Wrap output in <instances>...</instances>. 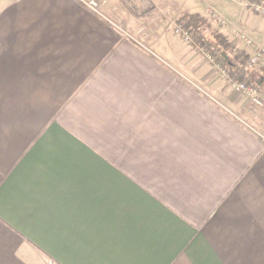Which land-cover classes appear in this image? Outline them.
I'll list each match as a JSON object with an SVG mask.
<instances>
[{
  "label": "crops",
  "instance_id": "crops-1",
  "mask_svg": "<svg viewBox=\"0 0 264 264\" xmlns=\"http://www.w3.org/2000/svg\"><path fill=\"white\" fill-rule=\"evenodd\" d=\"M87 1L0 0V264H264L262 126L164 31L211 7L251 55L264 18Z\"/></svg>",
  "mask_w": 264,
  "mask_h": 264
},
{
  "label": "rangeland",
  "instance_id": "rangeland-1",
  "mask_svg": "<svg viewBox=\"0 0 264 264\" xmlns=\"http://www.w3.org/2000/svg\"><path fill=\"white\" fill-rule=\"evenodd\" d=\"M167 2H169V4L171 5L170 7H173L175 9L174 16L178 17L179 14H182V12H186L188 9L187 6H183V2L182 0H167ZM247 2V1H245ZM150 4H147L146 6H142L143 4H136L135 2H131L129 5V8L133 11L136 12H142L143 10H147L150 9L154 4L149 1ZM244 2H240V4H243ZM140 7V8H139ZM242 9H248L246 6L241 7ZM214 8L209 7L208 10L206 11V15L207 17L200 15L201 17H204L207 20V25L204 28V35L208 38V39H212L214 34H221L223 36H225L229 42L232 44V46L235 48L236 52L239 51H244L243 50V46H241V44H239L238 42H232V40L225 34L224 32V28L227 26H223L220 25L219 23H217L215 21V19L213 18V14L211 12V10ZM176 10H181L182 12H180L179 14ZM184 10V11H183ZM186 10V11H185ZM248 11L253 14L256 17H259L257 15H255L254 13H252L249 9ZM193 12V11H192ZM170 11V17H173ZM189 14V13H188ZM194 14V13H192ZM197 14V13H195ZM161 16H163L164 19L162 20H166V18L168 17V13L162 11L161 12ZM181 18V17H180ZM226 18V17H225ZM260 18H264V17H260ZM179 19V17L177 18ZM227 19V18H226ZM230 25V20L227 19ZM168 29L164 30L167 35L169 37H171L174 40V44L176 45V48L178 50H180V54L182 55L184 52L187 53V51H190V54H187V58L190 56L191 58V67L192 69L196 70L197 73H199V75L201 74L202 76H204L205 81L208 84H211L213 86V88H218L220 90H222L224 92V95L226 96V98H228L230 101H233V103H236L238 105H240V107H246V109L253 111L254 112V116L256 118V121L258 122V124H261L262 128L261 130L264 132V103L262 105H257L256 101L254 100V97H251L247 94H244L240 91H238L234 85H231L227 79L223 76V73L217 68L214 67L205 57L202 53H200L199 51L195 50L194 48H192L189 44L187 43L184 39H182V37H180L177 33H176V27L178 26L177 23H173L171 21L168 22ZM163 29H161L160 31H162ZM185 55V54H184ZM249 55V54H248ZM262 69H264V64L263 62L254 69V72H257L259 74H261ZM199 75L198 78L193 77L195 82L197 79H199ZM262 75V74H261ZM196 78V80H195ZM211 94V93H209ZM261 97L263 96L262 94H259Z\"/></svg>",
  "mask_w": 264,
  "mask_h": 264
},
{
  "label": "trees",
  "instance_id": "trees-1",
  "mask_svg": "<svg viewBox=\"0 0 264 264\" xmlns=\"http://www.w3.org/2000/svg\"><path fill=\"white\" fill-rule=\"evenodd\" d=\"M264 4V0H241ZM191 38V47L199 51L204 57L221 72L225 73L227 81L233 84L245 85L257 90L264 97V69L262 75L248 68L249 55L246 51L236 52L229 40L221 35L214 34L210 40L204 35L207 20L198 14H185L178 21Z\"/></svg>",
  "mask_w": 264,
  "mask_h": 264
},
{
  "label": "built area",
  "instance_id": "built-area-1",
  "mask_svg": "<svg viewBox=\"0 0 264 264\" xmlns=\"http://www.w3.org/2000/svg\"><path fill=\"white\" fill-rule=\"evenodd\" d=\"M101 1L102 0H88L86 2L87 7L95 12V13H100V6H101ZM234 3H240L241 0H230ZM243 2V1H242ZM243 6H246L252 13L259 17H264V4H258V3H251V2H244L241 4ZM213 14V18L217 23L223 26H228L229 22L228 20L218 11L215 9L211 10ZM176 33L182 37L187 43H191V38L189 34L184 31V29L181 26L176 27ZM237 38L240 42H242L248 49L252 51V54L249 55V61H248V68L251 70H254L256 67H258L264 60V45H259L257 44L254 40L249 38L245 33L243 32H237ZM223 73V72H222ZM223 76L226 78L225 73H223ZM234 87L244 93L247 94L251 97H254V100L256 101L257 105H262L264 103V97L260 96L259 92L257 90L251 89L246 87L245 85H240V84H233Z\"/></svg>",
  "mask_w": 264,
  "mask_h": 264
}]
</instances>
